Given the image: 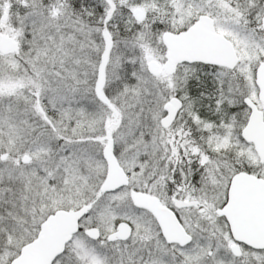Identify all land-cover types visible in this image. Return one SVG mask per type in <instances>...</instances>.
<instances>
[{
	"label": "snow or ice",
	"instance_id": "snow-or-ice-1",
	"mask_svg": "<svg viewBox=\"0 0 264 264\" xmlns=\"http://www.w3.org/2000/svg\"><path fill=\"white\" fill-rule=\"evenodd\" d=\"M0 264H264V0H0Z\"/></svg>",
	"mask_w": 264,
	"mask_h": 264
}]
</instances>
